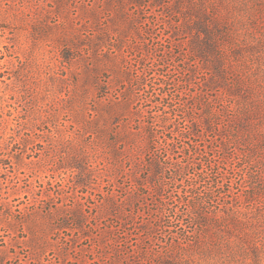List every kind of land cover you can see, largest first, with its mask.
<instances>
[{
  "label": "rangeland",
  "instance_id": "374dc122",
  "mask_svg": "<svg viewBox=\"0 0 264 264\" xmlns=\"http://www.w3.org/2000/svg\"><path fill=\"white\" fill-rule=\"evenodd\" d=\"M40 1L41 7L18 5L39 19L43 35L33 40L22 31L26 79L9 92L0 122L1 264L59 263L63 255V264H264V0L112 7L133 24L124 28L122 49L131 80L114 89L110 72L97 84L85 81L90 56L73 65L63 61L61 37L90 7ZM95 8L103 10L102 28L114 26L107 7ZM107 45L116 47L117 36ZM208 47L213 54L198 55ZM217 65L225 86L215 89ZM127 87L129 123L139 133L124 164L128 176L93 171L75 185L77 165L71 169L69 162L91 141L74 120L76 108L94 109L104 92L113 99ZM154 158L165 164L156 180L146 166ZM97 161L99 169L109 167ZM137 181L146 186L136 188ZM110 193L124 207L103 215L99 206ZM76 200L87 217L83 232L52 233L34 261L18 221L28 210L72 208ZM146 225L153 231L139 229Z\"/></svg>",
  "mask_w": 264,
  "mask_h": 264
},
{
  "label": "trees",
  "instance_id": "16d2710c",
  "mask_svg": "<svg viewBox=\"0 0 264 264\" xmlns=\"http://www.w3.org/2000/svg\"><path fill=\"white\" fill-rule=\"evenodd\" d=\"M25 1L30 2V4L32 3L30 7H41L40 0ZM25 1L16 0V7L10 9V7H2L4 5L10 6V0H0V15L4 19L0 21V122L2 123L6 121L3 114L4 109L8 107V101L11 95L9 92H16L21 81L26 79L24 61L21 57L23 53L21 51L23 49L21 43L22 31H26L28 33L27 35L33 40H37L43 35V27L39 19L34 17L33 12L26 11L23 7H18V5L21 6L24 4ZM166 1L169 0H57L56 5H59V7H72L73 4L77 7H90L89 9H81L82 18L80 19V25L78 23L75 26H69L67 29V33L70 30L69 35L66 33L61 37L63 61L68 65H73L77 61H87L86 59L90 56L92 63L85 65V73L87 75L85 81L97 84L98 76L105 71L113 75V78L108 82L109 87L114 89L118 83L126 82L129 84L131 80L130 73L123 68L125 60L122 55V49L125 43L124 41L127 38V36H123L125 33L124 28L126 26L131 29L133 28V24L127 17L124 18V13L121 11L115 12L116 10L113 11L114 9L112 7H118L119 10L120 7H145L148 4L158 7L167 3ZM69 3L72 4L69 6ZM181 4V1H175L173 6L177 7ZM95 7H107L114 16L109 21L114 26L107 24L105 28H102L100 19L103 10L98 11ZM132 18L131 16L130 19ZM66 21L69 20L65 19ZM98 26L102 29L101 32L97 29ZM86 27H90V30L83 31ZM203 28L204 26L201 28L202 31ZM112 34L116 35L118 39V45L114 48H110V45H107L109 37ZM205 34L208 35L209 33L205 31ZM211 48L208 47L207 52L200 50L198 55L206 58L208 53H214V50ZM104 58L107 60L106 62L103 61ZM214 69L217 77H220V81H216L213 85L215 89L223 88L225 84L222 83V80L225 79V75L218 65ZM131 90L132 88L127 87L122 95L113 99L109 96L108 92H104L106 95L99 100L94 109H89V107L85 106L76 108L74 120L80 125L81 133L88 135L91 141L90 144L84 145L81 149L74 152L71 158L73 163L72 161L69 162L71 169L75 167V164L77 165V168L75 167L76 170H72L73 174L78 178L75 185H81V180L89 177V174L93 171H106V173H111L108 174L110 178L123 175L128 176L124 164L128 160V157H131L130 153L136 147L133 144L134 137L139 135L129 123L130 105L132 101ZM236 92L232 91L231 93L235 94ZM112 124L116 128L111 129ZM204 124L208 130H213L212 123L209 120H205ZM110 129L114 140L108 142L104 137ZM195 129L196 127L194 126ZM100 158H103L109 167L105 166L103 169H99L97 167V159ZM146 166L155 174L153 175L155 176L154 180H156L157 175L162 172L165 164L154 158ZM131 178L136 179L135 177ZM140 186L145 187L146 185L142 184L141 181H137L136 188ZM132 190L130 192L136 193L134 189ZM156 191L159 194L160 189L157 188ZM1 196L0 194V200L2 199ZM247 198H252V196H248ZM75 202L77 203L72 208L64 207L63 205L49 206L42 213L38 210H28L25 213L23 221H18L17 224L25 226L28 236L25 237L27 239L23 243L30 245L28 247H30V251L33 253L32 259L34 261H40L37 258H40L46 249H48L47 246L49 245L48 243L52 233H59L68 229L76 230L79 234L83 232L82 228L87 217L83 213L82 202L78 200ZM119 207H124V203L116 202L113 193L112 195L111 193L105 195L99 206L103 211V215H105L106 211L110 212L112 209L117 210ZM199 216H202V214ZM13 218L8 216L5 221L16 228L15 224L12 223ZM147 226L140 227L139 229L153 231L150 226ZM86 237L89 238V235H86ZM14 239H16V236H14ZM66 256H61L59 263L52 262L51 264H63Z\"/></svg>",
  "mask_w": 264,
  "mask_h": 264
}]
</instances>
